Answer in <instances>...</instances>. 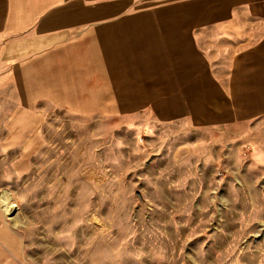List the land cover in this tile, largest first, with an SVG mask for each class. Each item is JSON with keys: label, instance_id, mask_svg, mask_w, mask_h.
<instances>
[{"label": "rangeland", "instance_id": "374dc122", "mask_svg": "<svg viewBox=\"0 0 264 264\" xmlns=\"http://www.w3.org/2000/svg\"><path fill=\"white\" fill-rule=\"evenodd\" d=\"M213 7L187 12L207 25ZM5 106L0 91V199L17 207L0 222L21 263L264 264V117L220 128Z\"/></svg>", "mask_w": 264, "mask_h": 264}, {"label": "crops", "instance_id": "0c3cea01", "mask_svg": "<svg viewBox=\"0 0 264 264\" xmlns=\"http://www.w3.org/2000/svg\"><path fill=\"white\" fill-rule=\"evenodd\" d=\"M188 4H212L211 23ZM0 91L5 110L251 123L264 117V0H0ZM0 264H23L2 222Z\"/></svg>", "mask_w": 264, "mask_h": 264}, {"label": "bare ground", "instance_id": "6f19581e", "mask_svg": "<svg viewBox=\"0 0 264 264\" xmlns=\"http://www.w3.org/2000/svg\"><path fill=\"white\" fill-rule=\"evenodd\" d=\"M7 194H5L4 196H6ZM3 196V197H4ZM2 197V196H1ZM10 199V198H9ZM8 200V199H7ZM5 200V201H7ZM4 200L0 199V206H1V209L3 210V212L7 215V216H10V214H12V211L14 209H16V205L13 204V205H10L9 203H5ZM4 207V209H3ZM16 211V210H15Z\"/></svg>", "mask_w": 264, "mask_h": 264}]
</instances>
